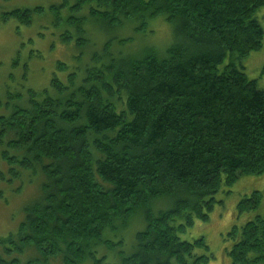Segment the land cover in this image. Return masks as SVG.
<instances>
[{"label": "trees", "instance_id": "1", "mask_svg": "<svg viewBox=\"0 0 264 264\" xmlns=\"http://www.w3.org/2000/svg\"><path fill=\"white\" fill-rule=\"evenodd\" d=\"M263 8L264 0H61L4 12L27 26L48 14L81 64L0 115V180L39 184L18 229L0 237V264H101L100 249L121 264H208L205 238L180 234L209 219L224 186L264 172V87L243 64L264 47ZM161 18L171 44L124 51L133 38L120 31L146 34ZM165 199L173 204L162 209ZM238 209L255 215L229 232L230 264H264L263 194ZM138 213L146 226L124 252L108 233Z\"/></svg>", "mask_w": 264, "mask_h": 264}, {"label": "rangeland", "instance_id": "2", "mask_svg": "<svg viewBox=\"0 0 264 264\" xmlns=\"http://www.w3.org/2000/svg\"><path fill=\"white\" fill-rule=\"evenodd\" d=\"M75 0H71V4ZM61 0H0V115H10L18 106L28 103L29 89L39 90L50 88L55 74L58 79L67 81L68 74L76 69L81 63L75 57L79 50L71 43L66 45L53 34L55 28L51 25L48 14L34 16L30 26L20 24L16 19L4 20L2 14L20 7L34 8L36 6L49 7ZM70 12V11H69ZM261 24L264 28V8L259 13ZM89 23V22H88ZM88 30L91 32L94 23H89ZM146 34L139 33L133 28L120 31V37H132L131 44L126 45L125 52H135L143 47H154L159 51L173 42V27L165 20L153 21ZM62 31V30H61ZM99 46L100 43L96 32L88 35ZM102 45V42L101 44ZM114 48L117 43L114 41ZM84 60V57H83ZM58 61L66 63L69 67L62 71L57 67ZM244 71L250 78H257L260 87H264V77L261 78V69L264 66V47L254 51L243 60ZM0 167L6 169L0 154ZM21 187L19 190L17 188ZM0 237L9 232L16 231L24 219L23 207L34 201L39 194L37 180L33 182L14 181L11 184L0 180ZM258 190L264 197V172L260 174H246L230 186H224L218 193L219 203L210 211L208 220L197 219L192 227L181 233L182 239L194 240L203 236L209 247L207 253L213 257L208 264H230V257L226 249L231 243L229 232L234 225L241 226L246 220L255 214L252 212L240 213L238 203L242 198ZM157 203V202H156ZM157 204L163 208L172 206V200H162ZM143 213H138L130 219L128 227L123 230L118 224L117 230L110 231L108 237L122 251L129 252L135 244V232L145 228L146 224ZM30 255L35 254L33 249ZM198 252L205 253L200 248ZM28 253V252H27ZM98 257L102 258L101 264H121L117 254L111 250L100 249ZM85 264H93L88 261Z\"/></svg>", "mask_w": 264, "mask_h": 264}]
</instances>
